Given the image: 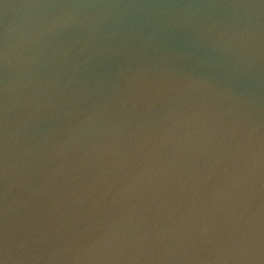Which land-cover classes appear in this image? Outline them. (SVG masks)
Masks as SVG:
<instances>
[{
    "label": "water",
    "instance_id": "1",
    "mask_svg": "<svg viewBox=\"0 0 264 264\" xmlns=\"http://www.w3.org/2000/svg\"><path fill=\"white\" fill-rule=\"evenodd\" d=\"M0 264H264V0H0Z\"/></svg>",
    "mask_w": 264,
    "mask_h": 264
}]
</instances>
